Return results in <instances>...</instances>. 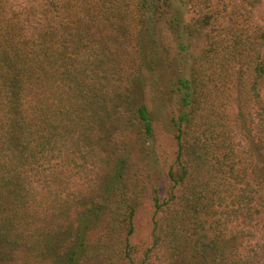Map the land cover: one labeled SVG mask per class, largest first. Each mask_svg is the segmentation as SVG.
<instances>
[{
  "label": "trees",
  "instance_id": "1",
  "mask_svg": "<svg viewBox=\"0 0 264 264\" xmlns=\"http://www.w3.org/2000/svg\"><path fill=\"white\" fill-rule=\"evenodd\" d=\"M263 10L0 0V264H264ZM160 52L193 62L172 106ZM161 103L175 133L163 199Z\"/></svg>",
  "mask_w": 264,
  "mask_h": 264
},
{
  "label": "rangeland",
  "instance_id": "2",
  "mask_svg": "<svg viewBox=\"0 0 264 264\" xmlns=\"http://www.w3.org/2000/svg\"><path fill=\"white\" fill-rule=\"evenodd\" d=\"M258 20L264 21V10L261 12ZM160 50L162 51V49ZM192 64V60H189L184 63L183 67H179L180 63H171L167 59L166 54L161 53V55H158L157 67L154 71V76L159 82L157 90L159 94L163 95V97L168 100L167 102L171 106L175 104V94L173 93V89L177 87V80L181 77L189 75ZM166 103H161L163 108L157 115L158 124L156 128L159 146H161V155L163 156V166H159L155 169L154 179L152 181V188L158 191L162 199L166 197L167 188L166 169L164 167V163L167 161V158L171 156L175 148V144L172 141L175 133L171 128L172 122L170 121V111L169 109H166V107L164 108ZM153 204L152 194L150 192L146 204L139 211L137 217L138 229L133 240L137 245L148 242L150 239L152 231Z\"/></svg>",
  "mask_w": 264,
  "mask_h": 264
}]
</instances>
